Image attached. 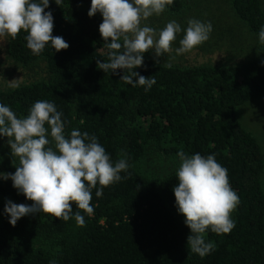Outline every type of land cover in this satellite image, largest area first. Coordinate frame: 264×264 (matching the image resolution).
<instances>
[{
  "label": "trees",
  "instance_id": "1",
  "mask_svg": "<svg viewBox=\"0 0 264 264\" xmlns=\"http://www.w3.org/2000/svg\"><path fill=\"white\" fill-rule=\"evenodd\" d=\"M223 1L230 17L257 42L255 53L233 64L169 68L148 50L143 65L133 69L155 78L147 91L120 79L128 70L113 74L98 68V60L108 62V49L98 30L101 14L88 16L91 0H59V5L49 0L45 11L53 16L52 34L61 36L67 49L57 52L49 43L34 55L23 30L16 39L8 37L7 56L22 66L43 62L47 78L0 87V104L21 118L36 101L52 102L62 113L66 138L73 129L95 135L113 165L124 159L129 167L101 197L92 189L91 216L73 204L67 221L43 212L21 217L18 233L0 235V264H264V156L236 116L238 106L264 94V44L259 41L264 8L261 0ZM185 4L173 0L164 12L177 14ZM215 47L211 41L207 51ZM150 151L180 163L181 151L214 155L228 170L239 197L231 216L235 227L229 234L207 229L204 239L216 247L203 258L187 244L190 229L177 211L173 188L178 168L148 174L138 167ZM18 164L0 158V175L14 173ZM0 194L17 204H32L10 179L0 178ZM77 212L84 217L82 227Z\"/></svg>",
  "mask_w": 264,
  "mask_h": 264
},
{
  "label": "clouds",
  "instance_id": "2",
  "mask_svg": "<svg viewBox=\"0 0 264 264\" xmlns=\"http://www.w3.org/2000/svg\"><path fill=\"white\" fill-rule=\"evenodd\" d=\"M55 3L59 5V0ZM172 4L173 0H91L88 16L101 14L98 30L108 49V62L98 60V68L113 74L117 69L128 70L130 74H123L121 80L149 90L156 83L155 78L133 69L143 65V55L149 49L154 50L155 57L172 52V44L182 29L173 20L157 32L141 26V21L159 15ZM48 6L49 0H0V42L6 41V37L16 39L23 30L27 33L26 46L34 55L43 52L49 43L57 52L67 49L68 43L52 34L53 16L45 11ZM183 31L180 47L175 49L177 55L207 41L212 24L189 19ZM259 41L264 44V27L259 32ZM166 66L170 68L171 64ZM61 115L55 104L48 101H36L28 115L21 118L10 107L0 104V136L8 137L11 155L19 161L14 173H3L0 178L10 179L12 186L32 201L31 205L6 202L4 212L12 226L21 217L37 212L67 221L73 204L93 215L92 189L96 188L95 195L101 197L103 189L120 181V173L129 167L124 159L113 165L95 135L73 129L66 138ZM177 155L181 160L176 172L178 183L173 188L177 211L185 217L184 223L190 229L187 244L203 258L216 247L205 241L204 233L207 229L216 234L231 232L235 227L231 214L239 197L230 186L227 168L214 155L186 156L182 151ZM75 220L78 226H84V217L79 212Z\"/></svg>",
  "mask_w": 264,
  "mask_h": 264
},
{
  "label": "rangeland",
  "instance_id": "3",
  "mask_svg": "<svg viewBox=\"0 0 264 264\" xmlns=\"http://www.w3.org/2000/svg\"><path fill=\"white\" fill-rule=\"evenodd\" d=\"M261 1L264 8V0ZM230 13L226 2L223 0H186L183 11L174 15H170L164 11L159 15L153 14L148 19L142 20L141 26H149L157 32L163 29L169 21L175 20L181 26L182 30L177 33L176 40L172 44V52L155 57L154 50L149 49L155 60H158L159 63L216 65L217 63L225 62L233 64L244 59L249 54H254L256 51L255 47H257L258 44L255 39L244 30L243 26L237 23V19L234 16L230 17ZM224 18L228 20L225 21ZM189 19H197L204 23L211 22L212 31L207 41L189 52L177 55L175 49L180 47L179 41L183 38V29L187 27ZM227 22L232 23L229 29H226V26L222 28L223 24L226 25ZM5 40L6 41L0 42L2 43V47H0L1 88L45 80L47 78V71L43 62L38 61L29 66H22L10 59L6 53L8 37H6ZM211 41L218 44L219 48L215 47L216 49L207 51ZM236 116L241 125L255 136L264 156V94L238 106L236 108ZM7 141L8 137L0 136V158L6 162H19L18 158L12 157L10 146ZM180 164V162L166 159L163 156H158L156 152L150 151L140 161L138 167L141 171L148 174L156 172L162 174L168 172V169L179 168ZM261 183L264 190V171L261 175ZM8 200L11 199L0 194V235L8 232L18 233L22 229L21 218L18 219L15 226L9 223V216L4 212V207ZM233 213L234 211L231 216Z\"/></svg>",
  "mask_w": 264,
  "mask_h": 264
},
{
  "label": "crops",
  "instance_id": "4",
  "mask_svg": "<svg viewBox=\"0 0 264 264\" xmlns=\"http://www.w3.org/2000/svg\"><path fill=\"white\" fill-rule=\"evenodd\" d=\"M263 173V172H262Z\"/></svg>",
  "mask_w": 264,
  "mask_h": 264
}]
</instances>
